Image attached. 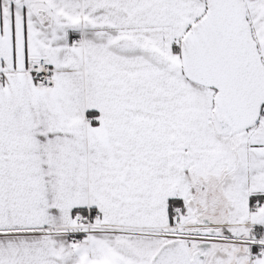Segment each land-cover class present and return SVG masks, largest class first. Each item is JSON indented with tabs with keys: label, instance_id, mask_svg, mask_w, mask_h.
<instances>
[{
	"label": "snow or ice",
	"instance_id": "snow-or-ice-1",
	"mask_svg": "<svg viewBox=\"0 0 264 264\" xmlns=\"http://www.w3.org/2000/svg\"><path fill=\"white\" fill-rule=\"evenodd\" d=\"M0 264H264V0H0Z\"/></svg>",
	"mask_w": 264,
	"mask_h": 264
}]
</instances>
